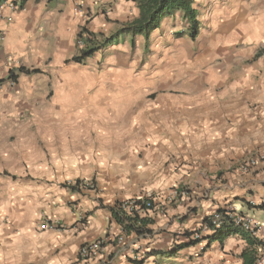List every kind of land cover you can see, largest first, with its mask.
Here are the masks:
<instances>
[{
	"label": "clouds",
	"instance_id": "9594fccd",
	"mask_svg": "<svg viewBox=\"0 0 264 264\" xmlns=\"http://www.w3.org/2000/svg\"><path fill=\"white\" fill-rule=\"evenodd\" d=\"M0 264H264V0H0Z\"/></svg>",
	"mask_w": 264,
	"mask_h": 264
},
{
	"label": "trees",
	"instance_id": "16d2710c",
	"mask_svg": "<svg viewBox=\"0 0 264 264\" xmlns=\"http://www.w3.org/2000/svg\"><path fill=\"white\" fill-rule=\"evenodd\" d=\"M130 219H131V218H130ZM137 222H141V223L143 222V221L140 220V217H139L138 215H136L135 219L133 220V227H135V224H136ZM140 231H141V230H139V229L137 230V234H138V235L140 234Z\"/></svg>",
	"mask_w": 264,
	"mask_h": 264
},
{
	"label": "built area",
	"instance_id": "2783aa9c",
	"mask_svg": "<svg viewBox=\"0 0 264 264\" xmlns=\"http://www.w3.org/2000/svg\"><path fill=\"white\" fill-rule=\"evenodd\" d=\"M139 203V202H138ZM149 205H145V207H148ZM139 216V215H138Z\"/></svg>",
	"mask_w": 264,
	"mask_h": 264
},
{
	"label": "crops",
	"instance_id": "0c3cea01",
	"mask_svg": "<svg viewBox=\"0 0 264 264\" xmlns=\"http://www.w3.org/2000/svg\"><path fill=\"white\" fill-rule=\"evenodd\" d=\"M152 96H154V94H151ZM150 231V230H149Z\"/></svg>",
	"mask_w": 264,
	"mask_h": 264
}]
</instances>
